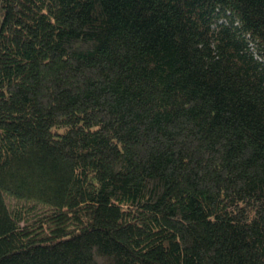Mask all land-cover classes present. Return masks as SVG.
<instances>
[{"label": "trees", "instance_id": "obj_1", "mask_svg": "<svg viewBox=\"0 0 264 264\" xmlns=\"http://www.w3.org/2000/svg\"><path fill=\"white\" fill-rule=\"evenodd\" d=\"M0 264H264V0H0Z\"/></svg>", "mask_w": 264, "mask_h": 264}, {"label": "rangeland", "instance_id": "obj_2", "mask_svg": "<svg viewBox=\"0 0 264 264\" xmlns=\"http://www.w3.org/2000/svg\"><path fill=\"white\" fill-rule=\"evenodd\" d=\"M9 203H13L14 199H7Z\"/></svg>", "mask_w": 264, "mask_h": 264}]
</instances>
